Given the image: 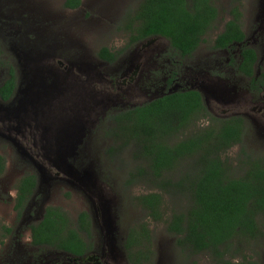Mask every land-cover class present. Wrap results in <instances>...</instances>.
Segmentation results:
<instances>
[{
    "label": "rangeland",
    "instance_id": "374dc122",
    "mask_svg": "<svg viewBox=\"0 0 264 264\" xmlns=\"http://www.w3.org/2000/svg\"><path fill=\"white\" fill-rule=\"evenodd\" d=\"M82 1L81 8L69 10L64 7L66 0H0L3 48L0 84L7 80L13 68L22 87L31 93V109L13 111L14 104L0 109V131L4 129V134L10 137L0 140V155L6 158L0 187L12 188L14 192L20 177L34 174L40 177L43 188L52 181L51 172L58 171L59 166L70 167L76 179L70 177L67 183L57 182L43 208H63L75 225L80 213L91 214L94 236L88 242L90 249H100L102 241L108 238L109 243H113V237L116 242L112 247L121 248L132 228L149 222L154 256L147 264H216L208 254L180 251L176 246L177 238L167 231L166 224L153 223L138 206L135 199L141 195H163L167 221L174 212L189 207V198L175 189L161 190L148 175L145 177L139 172L146 170L147 163L137 159V147L115 137L117 128L111 116L169 92L196 89L202 93L206 107L214 116H239L246 121L243 142L224 155L234 167L235 175H243L250 160L263 158L264 89L261 93L252 92L250 80L240 76L231 65L230 59L239 55L238 46L231 51L213 48L216 35L223 31L230 18L233 0H212L219 9L220 19L205 42L187 59L176 58L179 56L172 53L170 43L162 37L130 45L131 34L125 20L143 0ZM242 12L249 42L259 56L257 70L260 73L264 69V0H248L242 4ZM103 48L117 53L120 59L111 65L102 63L98 53ZM126 65L130 66L126 69L130 73L117 75ZM137 65L141 67L139 76ZM154 66L156 70L159 68L158 75L148 79L147 74ZM170 72L178 73L177 82L171 87L168 86ZM40 74H47V78L56 75V83L48 84V80L47 86H43ZM198 124L206 125L204 121ZM8 127L11 133L7 132ZM64 128L68 130L65 136ZM51 132L61 136L60 142L57 145L45 142L46 146H51V153L53 147L56 153L44 154L42 141L49 140ZM15 143L22 153L34 158V164L25 166L15 159V156H23ZM62 145L69 149L65 156L58 154ZM186 167L182 171L176 169L173 181L180 179ZM131 174L136 175L134 184L129 183ZM63 176L66 175L61 174ZM2 196L1 223L17 226L20 222L16 220L15 203ZM37 199L40 204L39 197ZM95 216L100 217L97 223ZM262 230L260 239L235 240L227 249V258L264 264V227ZM29 239L26 233L23 245ZM13 243L10 237L0 244V264H13L10 260ZM47 252L55 254L53 250Z\"/></svg>",
    "mask_w": 264,
    "mask_h": 264
},
{
    "label": "trees",
    "instance_id": "16d2710c",
    "mask_svg": "<svg viewBox=\"0 0 264 264\" xmlns=\"http://www.w3.org/2000/svg\"><path fill=\"white\" fill-rule=\"evenodd\" d=\"M240 2L233 0V20L213 43L214 49H226L244 42ZM82 3V0H66L64 7L76 10ZM217 17L218 8L212 0H143L134 14L127 16L125 27L131 34L130 45L162 37L170 42L176 54L186 58L205 42ZM98 57L112 63L118 54L103 48ZM242 58L239 74L250 80L252 91L261 93L264 69L258 73L255 50L244 46ZM10 76L6 86L0 88L5 100L14 91L12 69ZM111 119L117 128L115 137L137 147V159L147 163L146 170L139 172L145 177L148 175L161 190L175 189L189 198V207L174 212L166 221L163 195L150 193L137 197L135 201L148 219L166 224L167 231L177 238L176 246L180 251L208 254L216 264H255L226 256L235 240H257L263 235L264 157L250 160L241 176H236L234 167L224 159L228 151L243 142L245 119L213 116L202 95L191 89L169 92L114 114ZM202 121L205 126L198 124ZM185 167L180 179L173 181L176 169L182 171ZM130 176L129 183L134 184L136 175ZM35 186V179L28 178L21 191L24 196L29 195ZM21 204L17 209L22 208ZM91 228L92 221L86 212L80 214L75 225L62 209L48 207L43 220L32 227L33 243L82 256L89 248L81 233L90 234ZM2 231L9 233L11 230L3 226ZM129 234L126 248L134 264L138 261L150 263L154 256L150 223L139 224Z\"/></svg>",
    "mask_w": 264,
    "mask_h": 264
},
{
    "label": "flooded vegetation",
    "instance_id": "af4514ba",
    "mask_svg": "<svg viewBox=\"0 0 264 264\" xmlns=\"http://www.w3.org/2000/svg\"><path fill=\"white\" fill-rule=\"evenodd\" d=\"M247 1L248 0H241V2L238 4L239 11L242 14V19L240 21V28L246 36L244 42L242 44L237 43L234 46L228 47L226 49H221V50L217 49L220 51H229V50L231 51L233 48L238 46L239 55L236 57L234 56L230 59L231 65L235 66L238 74H239L238 66L240 65L241 61L243 60L242 51H243L244 46L247 48L255 50V52L258 56L257 50L250 44L248 35L244 29V24H243L244 15L242 12V4L244 5V3ZM82 6H83V3H82ZM231 12H232V10H231ZM231 12L229 14L230 18L228 19V21L224 25L223 31L220 34L216 35V39L214 40V42L217 40L218 36H220L222 33H224L227 23L233 20ZM219 19H220V12L218 9V17H217L215 24L219 21ZM215 24L213 26V29H215ZM212 30L210 32H212ZM215 31L216 30H214V32ZM154 38H157V37H154ZM0 46H1V44H0ZM213 47H214V45H213ZM1 51H2V55L0 57V61H1V58L3 57L2 46H1ZM172 53L176 56H179L178 54L175 53L174 50H172ZM176 58L187 59L189 57L182 58L179 56ZM119 59L120 58H117V60H119ZM117 60L112 62V63H110L106 60H101V62L106 64V65H111V64H115L117 62ZM258 63H259V56H258ZM129 67H128V65H126L125 70L128 69ZM257 68H258V64H257ZM11 69L14 70L13 68H11ZM11 69H10V71H11ZM125 70H123L120 73H116V74L122 75L124 72H125V74L130 73L128 70H126V71ZM140 70H141V67L139 65H137L136 71L138 72V76H139ZM158 70H159V68H158ZM158 70H156V68L154 66L152 68V71L149 72V74L146 73L148 75V79H151V76L153 78H155L156 75H158ZM10 71H9V76H8L7 80L3 84H0V88H4L6 86V83L8 82V80L11 78ZM40 75H41V77H39V78L40 79L43 78V80H44V82H42L43 86L46 85V82L48 80H49L48 84H50L51 82H52L51 84L56 83V81H55L57 79L56 75L55 76L49 75L48 78L46 77L47 74H40ZM112 75L114 77H116L115 73H113ZM170 75H171V79L168 80V86L171 87L177 82L178 73L177 72H173V73L170 72ZM240 76H242V75H240ZM32 77H33V74H32ZM133 79H134V77H131V81H133ZM35 83L37 85H39L38 82H35ZM110 84L112 85V87L114 86V80L113 79L110 80ZM22 86H23V84H21L18 81L16 71L14 70V91H13L12 96L8 100H5L2 97V95H0V109L1 110H3V108H6L7 106L12 105V104H14V106L12 108L13 111H21L22 109H27V108L31 109V105H30L31 99L29 97V95L31 93L28 94V92L25 91L26 88H24ZM28 86L29 85L27 84V87ZM51 86H54V85H51ZM136 88H138V85H136ZM191 90L198 91L196 89H191ZM250 90H251V88H250ZM198 92L202 95V93L200 91H198ZM252 92H255V91H252ZM256 93H259V92H256ZM21 94L23 95L22 97L20 96ZM202 97H203V95H202ZM148 102H150V101H148ZM140 105H143V103ZM136 106H139V105L131 106V107L126 108L122 111H119V113L127 111L128 109H132ZM209 112H211V111H209ZM116 114H118V113H116ZM216 117H218V116H216ZM232 117H236V116L220 117V118L228 119V118H232ZM237 117H239V116H237ZM64 130L65 131H63V135L65 136L66 132L68 130H66V128H64ZM7 132L11 133V127L7 128ZM3 138L10 139V137L7 134H4V129H1L0 140H2ZM48 138H49V140L42 141V143L44 142V144H43V146L41 145V151L44 154L49 153V151L51 149V146H46L45 142H47V144L48 143H51V144L59 143L61 136L59 137V135H58V137H57V135H55V134H53V132H51L50 135L48 136ZM15 145H16V147H18L17 150H19L20 146L17 145L16 143H15ZM53 148H52V153L50 151L49 154L56 153V152H53ZM56 151H58V147H57ZM19 153H21L23 156L22 157L21 156L20 157L15 156V159L18 160L19 162L24 163L25 166L31 165L29 163L34 162V158L29 153L25 154V153H22L20 150H19ZM5 159L6 158L3 155H0V175L5 172V168H6L5 163H4ZM72 171L73 170L70 167L64 168V167L59 166L58 171H56L55 173L51 172L52 181H54V184L52 181H50L49 185L46 187L43 186V188H42V185L40 184L41 183L40 177L35 176L34 174H25L24 176L20 177L18 179V181L16 182V185L14 186V192H13L12 188L4 189V188H6V186H4L3 188L0 187V190L3 191V193H0V195L3 194L2 199H7L8 201H13L15 203L14 210L17 213L16 220H18L20 222L17 226H8V225L6 226V225H3L1 223V227H0V239H1L0 244H3L4 240H6L10 237H12V239L14 241L13 247L10 249V252H11L10 260H11V262L13 264H134V261L131 257V254H130V251H128V249L126 248V244L128 243V238L130 236L129 233L126 235V240H125V243L123 244V246L120 245L121 248H117V247L113 248L112 247L114 245V242H116L115 237L111 238L113 243H109V238H108V239H106L107 242L102 241L103 246L100 249H95V248L90 249L88 247L89 249L82 256L71 255V254H68V253L63 252V251H58V250H56L52 247H48V246H36V245H34L32 227L35 226L36 224L40 223L43 220L44 215L46 213V209L48 207H57V208L62 209L64 212H66L63 208H61L59 206H48L45 208H43V206H44V202L49 200V199H47V195L51 194V190H52V188H54V186L57 184V182L67 183L68 181H70L68 179L70 177H72L73 179H76L74 176H72V173H71ZM74 173H75V170H74ZM61 174L66 175V176L61 177ZM28 178L35 179L36 186L29 195L24 196L25 194L23 193V191H21V189H23L22 185L25 182V180H27ZM57 178H58V180H57ZM72 178H71V180H73ZM79 184H80V182H79ZM38 197H39L40 204L38 203V199H37ZM22 198H23V200H22ZM21 200H22V202H21ZM20 203H22L21 204L22 208L17 209V207ZM33 207H35V209H33ZM37 209H39L40 212H38ZM82 213H80V214H82ZM80 214L78 215V217L80 216ZM87 214L89 215V213H87ZM78 217H77V219H78ZM97 220H100V217L95 216L94 222L97 223ZM33 221H36V224H32ZM0 222H1V220H0ZM3 226L7 227L11 231L9 233H7V232L5 233L4 231H2ZM26 233H29L30 239L23 245L22 240L26 238ZM89 233L90 234H88L86 232L81 233L82 238L85 239V241L87 243L94 236L92 229ZM114 236H117V235H114ZM122 240L123 239L121 238V241ZM105 243H106L107 248L105 247ZM46 250L47 251L53 250L55 252V254L49 255V253ZM67 261H70V263H67ZM5 264H7V263H5ZM136 264H147V262L138 261Z\"/></svg>",
    "mask_w": 264,
    "mask_h": 264
},
{
    "label": "water",
    "instance_id": "95a60500",
    "mask_svg": "<svg viewBox=\"0 0 264 264\" xmlns=\"http://www.w3.org/2000/svg\"><path fill=\"white\" fill-rule=\"evenodd\" d=\"M61 151L58 154H64V156L67 154V151L69 150L66 145H62V148L60 149ZM63 156V155H61Z\"/></svg>",
    "mask_w": 264,
    "mask_h": 264
}]
</instances>
